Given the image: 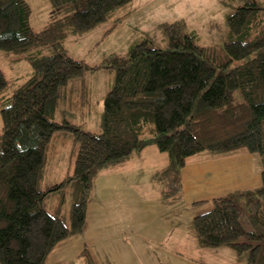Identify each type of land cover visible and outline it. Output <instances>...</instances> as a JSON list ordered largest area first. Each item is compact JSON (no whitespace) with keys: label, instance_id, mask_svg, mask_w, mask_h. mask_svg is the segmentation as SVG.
I'll list each match as a JSON object with an SVG mask.
<instances>
[{"label":"trees","instance_id":"1","mask_svg":"<svg viewBox=\"0 0 264 264\" xmlns=\"http://www.w3.org/2000/svg\"><path fill=\"white\" fill-rule=\"evenodd\" d=\"M49 2L55 19L35 32L25 0H0V51L12 65L25 60L33 68L12 94L0 70V264H45L58 243L82 233L93 178L151 146L169 160L156 177L166 200L181 198L191 157L241 150L260 156L262 184L213 199L193 227L200 248H228L248 254L245 264H264V4L248 0L226 16L220 52L198 45L177 22L163 26L167 48L144 40L94 68L68 56L65 41L100 28L133 0ZM99 68L115 79L95 135L58 119L84 111L86 89L70 84ZM66 136L77 150L74 173L41 190L49 154L55 159ZM68 184L78 193L70 224L61 209L50 213L43 205Z\"/></svg>","mask_w":264,"mask_h":264},{"label":"rangeland","instance_id":"2","mask_svg":"<svg viewBox=\"0 0 264 264\" xmlns=\"http://www.w3.org/2000/svg\"><path fill=\"white\" fill-rule=\"evenodd\" d=\"M259 4H264V0H255ZM30 6L31 28L35 32L41 31L47 24L55 19L51 13V4L49 0H25ZM248 0H133L127 8L120 9L114 16L108 20L106 24L89 32L84 36H70L65 41V49L71 58L84 62L88 67H100L107 57L110 55H126L129 50L137 43L144 40H149L152 47L165 49L168 47V38L164 33L165 24H174L182 22L184 24L183 32L195 35V40L198 45L206 48H212L216 52L222 50L227 24L226 16L233 13L236 8L243 6ZM116 25V26H115ZM110 30L108 34L107 31ZM13 66V67H12ZM0 70L5 74L8 81L7 93L12 94L20 83H23L27 77L33 73V68L27 61H22L18 64H11L0 51ZM115 75L110 70L99 68L96 71H88L80 79L72 81L70 84L72 90L77 91L83 88L87 91L88 103L85 104L84 111L76 114L67 113L63 117L59 116V121L62 122L64 117L77 126H80L84 131L100 135L102 133L101 121L104 107V100L108 92L114 85ZM85 86V87H84ZM3 132V119L0 112V135ZM67 141L65 146L59 148L55 154V159L50 160L52 153L49 154V163L44 175V180L41 183V190H46L48 187L55 186L65 182L69 176L74 173V166L77 156L76 146L73 137L66 136ZM241 153H248L252 160H249L248 165H253L262 170L260 156L252 154L247 150H241ZM231 155V156H232ZM230 157V156H229ZM241 161V157L236 158ZM101 172L93 178V189L88 198L87 206H89V221L87 230L74 236H70L62 242L58 243L56 247L47 256L45 264H87L86 259L89 257L94 264H116V260H120L121 264H134L130 262L134 260V256H126L124 252L116 251L117 243H124L121 240H115L112 243L104 245H94L92 243L100 242V234H107L109 238L115 237V225L117 214L119 211H126L129 203H123L125 200V193L119 191L116 195L113 186H115V178L110 175L109 178L103 179ZM157 175H155V178ZM110 179L111 181L108 182ZM107 182V187L110 189H102V185ZM77 188L75 184H68L64 190L56 191L49 194L43 202L44 208L54 213L56 209H61L63 215L68 216L66 224H70L71 212L77 197ZM116 196L120 201H116ZM149 205L147 208H150ZM159 207V206H157ZM163 210L167 207L160 206ZM214 204L211 203L212 209ZM201 208L197 211L199 212ZM133 212V209H131ZM208 212V211H207ZM205 212L197 213L198 215ZM197 215V216H198ZM129 220L133 224L129 225L132 229L126 233L134 237L129 238V245L135 249L139 245H145L144 238L148 237L151 243L158 246L166 245L169 251L176 249V244L165 239V235L169 229L162 227L163 236H152L148 229L155 228L157 224L152 221L150 217H136L135 214H127ZM144 224V225H143ZM188 233L196 237L193 227V220L188 215ZM84 230V228H83ZM94 232V233H93ZM187 233V230L184 231ZM188 235V236H189ZM117 237L119 235H116ZM141 240L138 243H133L134 239ZM191 236V237H192ZM84 239L89 240L90 247L83 246ZM164 240V243L160 241ZM188 243L189 245H192ZM86 251V252H84ZM194 251L189 247V254ZM223 256L218 257L226 259L224 264H229L230 260H234L236 264L242 262L245 264L248 254L239 256L236 252L228 248L218 249ZM83 253V254H82ZM231 255V256H230ZM194 256L176 258L170 256V262L166 263L168 258L158 257L160 262L154 264H201L204 262L199 259L197 263ZM226 257V258H224ZM228 257V258H227ZM228 260V262H227ZM232 262V261H231ZM233 262V263H234ZM141 264V263H139ZM223 264V263H222ZM235 264V263H234Z\"/></svg>","mask_w":264,"mask_h":264},{"label":"crops","instance_id":"3","mask_svg":"<svg viewBox=\"0 0 264 264\" xmlns=\"http://www.w3.org/2000/svg\"><path fill=\"white\" fill-rule=\"evenodd\" d=\"M241 152V151H238ZM231 153L223 156H214L209 153H202L188 159L185 168L182 171V194L180 199L166 200L163 197L161 187L157 184L155 175L165 171L169 165V160L166 154L161 153L155 146L146 148L140 155L134 156L131 159L123 162L120 165L106 169L101 172L103 179L109 178L113 175L115 178L114 192L115 195L121 191L125 193L124 204L129 203L126 211H119L117 214L115 225V237L109 238L107 234H100V242L92 243L91 246L100 244L101 246L106 243H112L115 240H121L124 243H117L116 251L124 252L128 257L133 255L134 260L130 259L134 264H154L160 262L157 258H183L194 256L195 261L199 263V259L205 261L201 264H224L226 259L218 257L223 256L218 250L202 249L197 245L196 237L190 236L188 233V215L194 221L197 213H203L211 210L210 206L212 200L224 196L235 190L255 189L262 184L261 171L258 167L248 165L249 160H252L251 155L248 153H241L237 155ZM232 155V156H231ZM230 156V157H229ZM241 157L242 160L238 161L236 158ZM109 180L110 179H106ZM110 189L107 187V182L102 185V189ZM116 201L119 202L120 198L116 196ZM149 205L150 208H147ZM165 205L167 208L162 209L160 206ZM159 206V207H157ZM199 208V212L197 211ZM133 209V212H131ZM127 214H135L136 217L147 216L155 221L157 224L155 228L148 229L152 236H163L162 227L165 226L169 232L165 235L167 241L176 244L175 250H167L166 245H161L158 248L156 244L151 243L150 238L145 237V245H139L135 249L129 245L130 237L126 234L130 232L131 224L133 222L127 217ZM89 221V206H87V216L84 230H87ZM162 223L163 226L159 225ZM144 225V224H143ZM187 230V233L184 231ZM88 232V230H87ZM94 233V232H93ZM116 235H119L118 237ZM134 239L133 243H138L141 238ZM141 240V239H140ZM193 242L192 245L188 243ZM164 243V240L160 241ZM89 240L84 239L82 243L85 247H90ZM191 247L192 253L189 252ZM231 256V255H230ZM191 257V258H194ZM226 258V257H224ZM228 258V257H227ZM232 261V262H231ZM116 264H121L120 260H114ZM170 262L166 260V263ZM228 262V260H227ZM234 260H230L229 264H236ZM242 264V262H238Z\"/></svg>","mask_w":264,"mask_h":264}]
</instances>
